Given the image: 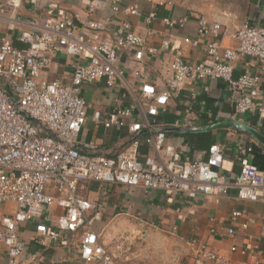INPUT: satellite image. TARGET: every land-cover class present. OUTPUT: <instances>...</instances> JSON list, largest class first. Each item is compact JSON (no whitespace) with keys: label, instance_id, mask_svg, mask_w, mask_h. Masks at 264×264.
<instances>
[{"label":"built area","instance_id":"built-area-1","mask_svg":"<svg viewBox=\"0 0 264 264\" xmlns=\"http://www.w3.org/2000/svg\"><path fill=\"white\" fill-rule=\"evenodd\" d=\"M26 0H0V18L10 14L12 23H19V10ZM163 6L157 0H144ZM36 4L37 0H30ZM171 5V2H167ZM107 7L106 0H87L90 14ZM113 13L139 16L138 5L122 7V0H113ZM49 9H52L50 6ZM158 18V7L146 18L152 24ZM187 19L175 22L166 16L162 22L169 29L183 27ZM230 38L232 46L222 41ZM204 44L205 56L198 62L185 60L180 51L167 64L163 85L150 82L151 64L159 62L161 53L171 51V40L165 38L159 47L150 46L141 34L123 22L109 32L106 21L89 19L78 23L75 16L64 14L46 21L31 19L27 30L17 40L24 45L16 47L4 38L0 44V243L7 248L10 264H25L27 243L19 228L25 222L41 220L43 211L58 206L64 211L56 227L38 224L37 243L47 248L51 243L67 240V234L78 238L77 250L81 264H117L114 256L100 242L94 230L101 219L97 202L85 199L81 193L87 182L103 185L141 187L146 191H166L173 194H198L206 197L227 195L236 188L240 200L256 202L264 199V174L253 164L243 162L241 172L230 183L220 172L224 161L220 146H212L205 160L183 161L174 151L165 147L166 136L159 130L161 110L175 100L179 91L208 80L225 82L235 97L233 120L237 116L254 115L264 109L256 104L263 91L261 76L243 72L235 77L234 64L240 60L256 62L264 71V29L249 22L228 31L219 22L201 17L197 38H185L193 48ZM129 54L139 68L135 77L141 84L135 91L120 69L123 54ZM68 56L72 63L69 83L48 81L45 77L55 57ZM105 81L107 90L121 94L112 111L100 110L92 120L105 129L129 126L131 142L113 157L95 156L97 146L80 142V134L88 119V104L82 95L87 84ZM130 98L125 104L124 100ZM195 99V96H192ZM192 106V104H191ZM192 127L189 120L177 121L173 127ZM145 136L142 137V134ZM150 147L151 153L140 160V147ZM253 152L240 147L241 156ZM261 194L263 197H261ZM242 212L231 213L233 221ZM243 231L248 224L243 223ZM236 237L235 228L227 232ZM239 247L233 245L231 252ZM249 250L245 248L243 253ZM29 264H44L39 253H28ZM53 264H66L55 260ZM191 264H231L229 258L201 244Z\"/></svg>","mask_w":264,"mask_h":264},{"label":"crops","instance_id":"crops-1","mask_svg":"<svg viewBox=\"0 0 264 264\" xmlns=\"http://www.w3.org/2000/svg\"><path fill=\"white\" fill-rule=\"evenodd\" d=\"M113 0H106L107 7L95 14H90L87 0H37L31 4L26 0L19 10V23H12L10 14L0 18V44L4 38L13 41L14 45L23 48L17 37L21 31L27 30L28 21L60 18L64 14L75 16L78 23L89 19L106 21L109 32H114L123 22H129L132 29L144 36L148 45L159 47L162 40H171V51L161 53L159 62L151 64L153 77L150 82L163 85L167 64L172 55L180 51L185 60L198 62L205 56L201 39L199 48L186 43L185 38H197V25L201 17L211 22H219L228 31L239 28L249 22L264 29V0H232L221 2L212 0H157L163 6L150 4L144 0H122V7L138 5L140 15L129 16L124 13H113ZM167 2H171L168 5ZM52 9H49V7ZM158 7V18L152 24L146 23L150 11ZM175 22L184 19L183 27L169 29L162 22L164 17ZM223 46L233 45L230 38L225 37ZM74 58L59 56L53 59L45 77L48 81L61 80L69 83ZM120 69L126 72L127 80L139 91L141 84L135 77L139 66L129 54H123L119 62ZM235 77L243 72L261 76L260 87L264 90V71L256 62L240 60L235 62ZM82 95L88 104V119L80 134V142L97 146L95 156L113 157L127 146L133 136L129 126L120 129H105L92 120V114L100 110L105 114L112 111L121 94L107 90L105 81L87 84L82 88ZM195 96V99H192ZM125 104L130 98L124 100ZM192 104V106H191ZM256 104L264 109V91L257 98ZM235 97L227 84L221 80H208L183 87L166 110H161L158 122L159 130L166 136L165 147L174 151L183 161L195 158L205 160L212 146L222 148L224 161L221 173L232 183L239 175L243 162L255 165L264 174V142L250 134L235 129L224 128L206 133L181 134L164 131L166 128L205 127L221 121L233 120ZM189 120L192 127H173L177 121ZM240 121L255 128L264 138V111L254 115L237 116ZM145 133L142 134V137ZM240 147H250L253 152L241 156ZM151 153L150 147H140L139 158L143 160ZM81 195L92 202H97L101 209V219L96 221L94 230L100 242L114 256L117 264H191L197 256L201 244L211 247L216 253L229 258L231 264H264V199L256 202L240 200L236 188H230L227 195L206 197L198 194H173L154 190L146 191L141 187L122 185H103L87 182ZM261 197L263 195L261 194ZM242 212V217L233 221L231 213ZM0 210V217L2 218ZM64 211L58 206L43 211L41 220L25 222L20 225L22 239L27 243L28 253H39L44 264H53L55 260H63L66 264H81L77 250L78 238L67 234V240L51 243L43 248L37 243L38 224L54 228ZM1 220V219H0ZM248 229L243 231L242 224ZM235 228L237 235L228 236L230 228ZM233 245L239 250L231 252ZM245 248L249 254L243 253ZM25 256V264L27 261ZM0 264H10L7 248L0 243Z\"/></svg>","mask_w":264,"mask_h":264},{"label":"water","instance_id":"water-1","mask_svg":"<svg viewBox=\"0 0 264 264\" xmlns=\"http://www.w3.org/2000/svg\"><path fill=\"white\" fill-rule=\"evenodd\" d=\"M224 128H230L239 130L242 132H246L256 138L257 140H260L264 142V138L260 135V133L253 127L242 123L240 121L235 120H228V121H221L218 123H214L209 126L205 127H195V128H166L164 131L167 132H173V133H181V134H190V133H206L211 132L218 129H224Z\"/></svg>","mask_w":264,"mask_h":264},{"label":"rangeland","instance_id":"rangeland-1","mask_svg":"<svg viewBox=\"0 0 264 264\" xmlns=\"http://www.w3.org/2000/svg\"><path fill=\"white\" fill-rule=\"evenodd\" d=\"M212 1L231 2L232 0H212ZM235 1L237 3V1H240V0H235ZM0 219H1V217H0Z\"/></svg>","mask_w":264,"mask_h":264}]
</instances>
